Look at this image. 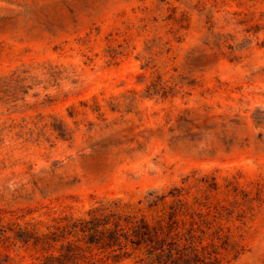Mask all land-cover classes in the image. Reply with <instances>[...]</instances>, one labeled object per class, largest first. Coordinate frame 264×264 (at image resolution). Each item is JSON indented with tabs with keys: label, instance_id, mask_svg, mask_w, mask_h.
<instances>
[{
	"label": "rangeland",
	"instance_id": "obj_1",
	"mask_svg": "<svg viewBox=\"0 0 264 264\" xmlns=\"http://www.w3.org/2000/svg\"><path fill=\"white\" fill-rule=\"evenodd\" d=\"M177 200L189 263L264 264V0H0L2 223L48 234L116 201L154 224ZM6 236L0 264L75 239ZM126 251L108 263L145 256Z\"/></svg>",
	"mask_w": 264,
	"mask_h": 264
},
{
	"label": "trees",
	"instance_id": "obj_2",
	"mask_svg": "<svg viewBox=\"0 0 264 264\" xmlns=\"http://www.w3.org/2000/svg\"><path fill=\"white\" fill-rule=\"evenodd\" d=\"M157 200L159 197L155 196L152 202ZM169 208L171 210L167 221L159 219L150 224L144 218H137L136 215L123 210V205L118 202L109 201L99 208L89 209L86 217L65 218V223L57 226L55 231L42 235L17 227L18 224L15 223L17 226H6L0 217V243L8 238L7 229L13 231L14 237L20 241L27 243L32 239L35 245L42 246H50L59 236L71 235L75 238L61 244L59 254H50L42 264H111L108 263V258L118 262L119 260L114 259L127 254L126 248L129 244L135 249H143L145 254L129 264H191L188 262L190 257L183 258V255L178 254V240L172 236L178 224L176 215L183 212L185 206L177 200ZM80 242L87 244L86 249ZM90 245L101 249V253H93ZM190 247L193 248V264H207L205 257L198 255L197 248ZM117 249L121 250V253H116ZM106 251L107 255L103 254Z\"/></svg>",
	"mask_w": 264,
	"mask_h": 264
}]
</instances>
